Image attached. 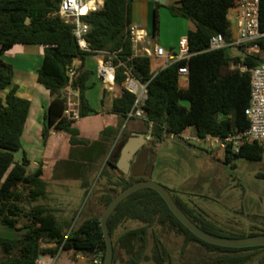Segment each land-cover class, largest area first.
<instances>
[{"label":"trees","instance_id":"obj_1","mask_svg":"<svg viewBox=\"0 0 264 264\" xmlns=\"http://www.w3.org/2000/svg\"><path fill=\"white\" fill-rule=\"evenodd\" d=\"M61 1L0 0V226L25 231L19 238H8L0 232V264H36L41 255L55 254L61 247L85 257L98 254L104 261L106 242L101 217L121 191L140 181L136 178V169L141 159L139 155L129 176L118 170L121 149L131 135L125 137L116 155H110L100 173V179L107 180V187L93 190L91 195L98 196L97 203L85 206L81 211L87 218H82L79 226L74 228L71 220L60 221L42 203L49 196L43 163L28 173L31 161L26 153L21 162L15 161V154L23 150L31 101L17 95V87L13 85V66L3 59L6 52L15 46L39 45L44 48L37 80L49 91L51 102L45 116L42 143L46 147L53 132L64 133L73 149L90 145V141L80 137L77 119H69L65 114V89L70 82L68 70L76 61L81 64L76 68L71 87L79 92L80 119L98 114L87 97L95 74L86 66L89 57L107 53L105 59H111L116 67V85L122 87V93L113 100L110 114L118 116L122 123L128 120L137 99L123 86L126 72L148 84V97L143 107L146 129L142 133L150 136V145H157L167 137H179L189 128H195L200 137L210 134L227 136L246 130L249 120L245 110L251 101V74L234 66L241 64L251 70L264 64V39L259 43L262 53L256 56L234 57L229 48L209 50L210 40L217 34L224 35L231 42L233 30L229 16L238 0H179L178 6L168 7L172 16L187 19L195 25L187 35L191 58L158 73L153 72L150 57L134 53L127 30L132 23V0H106L103 10L83 17L90 26L86 40L91 51L79 47L73 26L66 24L57 14ZM159 8L160 5L156 4L154 37L159 32ZM260 23L264 31V0L260 2ZM184 66L189 69L187 88L179 85L178 70ZM182 99L188 100L190 106L182 105ZM116 135L117 130L113 127L105 128L101 141L94 145L92 152H88L87 163L79 158L71 163L60 162L67 173L82 180L84 189L92 187L88 174L93 171L94 162L108 153ZM141 153L150 160L147 150ZM238 159L261 162L264 160V146L247 144L238 154H225L224 162L231 164ZM258 177L264 179V173ZM173 198L206 233L230 239L244 237L229 234L203 214L194 215L195 211L180 197ZM97 206L103 212H96ZM22 221L24 223L19 227ZM128 221L142 225L122 232L115 239L117 230ZM108 226L114 245L113 264H254L255 258L264 253V246L229 248L201 240L181 223L160 194L151 188L139 190L122 201L109 218ZM170 233L183 238L179 249L168 244L166 238ZM254 235L259 234L251 236ZM42 243L55 247L44 249ZM260 264H264V260H260Z\"/></svg>","mask_w":264,"mask_h":264},{"label":"rangeland","instance_id":"obj_2","mask_svg":"<svg viewBox=\"0 0 264 264\" xmlns=\"http://www.w3.org/2000/svg\"><path fill=\"white\" fill-rule=\"evenodd\" d=\"M136 1L140 2L142 0H132V5ZM167 10L170 11L169 8ZM229 18L232 24L233 36H236L237 28L233 12H230ZM21 48L24 49V46ZM32 48V51L31 48H28L26 54L37 56L33 53V50L37 52V48H40V46L34 45ZM162 48L167 50L163 46ZM229 53L236 55L239 54V51L232 49ZM8 58L10 57L7 56L5 61ZM25 65L27 68L28 61ZM93 78L92 82H97ZM113 92L112 94L116 96L117 92ZM87 97L92 108L98 111L100 103L95 88L89 90ZM145 129L143 118L123 122L116 129L117 138L110 145L107 158L110 155H116L115 153L120 149L125 137L134 132L142 133ZM194 134H196L195 128H189L179 137H167L157 145L147 144L144 146L141 152L147 150L151 158L147 160L144 153L140 154L141 159L136 169V178L140 181H151L162 185L170 192L172 197H180L192 211L194 210V215H205L207 219L218 224L229 234L244 237H250L252 234L264 235V179L258 177L260 173H264V160L251 162L238 159L231 164H225V154L217 147H211L205 142L189 143L183 138ZM41 137L38 140L35 137L28 138L25 136L23 150L15 154V161L17 162L22 161L24 153L27 154L31 161L28 166V173L34 172L43 158L46 162L49 161L51 167H54V160L63 159L61 152L65 149L66 141L62 142L60 136H55L51 139L46 156L43 157L41 153L44 146ZM146 137L149 140L151 139L150 136ZM35 140L37 143H32ZM99 141H101V136ZM95 143H90L84 149L90 152ZM71 151L70 154L73 158L78 150L75 148ZM111 151L113 154L110 153ZM106 159L103 161V165L101 164L102 167L99 165L98 160L94 162L95 167L88 174V178L92 182V187L89 190L82 187V180L76 179L75 175L63 174L66 167L61 164L62 161L56 164L54 168L45 167L49 196L42 203L49 207L60 221L71 220L72 228L79 226L80 220L87 218L84 213L81 214L84 207L97 203L98 196L91 195L92 191H100L107 187V180L100 179V173L106 164ZM148 167L149 169H147ZM95 208L96 212H103L98 206ZM23 223L22 221L19 227ZM141 225V223L135 221L124 223L117 230L115 239L122 232L138 228ZM0 232L8 238H19L25 231L0 226ZM166 239L168 244L175 249H179L183 244V238L173 233H170ZM42 247L44 249L52 248L46 243H42ZM51 255L54 256V254ZM60 255L61 257L56 264H92V256L85 257L82 254L64 250ZM78 255L80 256L77 259ZM260 260H264V253L255 258L254 264H260Z\"/></svg>","mask_w":264,"mask_h":264},{"label":"built area","instance_id":"obj_3","mask_svg":"<svg viewBox=\"0 0 264 264\" xmlns=\"http://www.w3.org/2000/svg\"><path fill=\"white\" fill-rule=\"evenodd\" d=\"M106 0H62L59 6L58 15L66 23L73 26V34L77 39L79 47L84 51H91L86 37L90 31V26L83 17L92 12L101 11L105 7ZM260 2L261 0H238L235 8L236 36L228 42L224 35L217 34L210 40V51L223 49H236L239 51V57L245 55H260L262 53L260 41L264 39V31L260 23ZM128 32L131 35L133 45H137L145 40L147 35L138 25H129ZM152 49H144L142 56L154 57L165 61V68L182 61H189L191 54L189 52L188 38L180 42L177 53L168 54L156 42H152ZM104 52L102 61L97 68L98 78L108 88L113 89L116 85V67L112 64L111 59H105ZM236 57V56H235ZM122 65V64H120ZM242 72L251 74V101L245 110V115L249 120V127L240 132L231 133L227 136L207 135L206 137L194 135L183 137L189 143H208L211 147H217L224 154H238L242 147L247 144L256 143L264 146V64L259 65L251 70L241 64L234 66ZM180 80L189 79V69L187 66L180 67L178 70ZM70 82L65 89L66 111L65 114L69 119L79 117V92L71 87L76 76V67L73 65L68 70ZM127 79L124 87L135 94L137 99L134 109L128 116L130 118H144V105L148 97V84L138 81L131 72H126ZM78 98V100H77ZM49 247H55L53 244H47ZM63 248L53 255H41L36 264H56L60 258ZM78 258V256H77ZM92 264H103L101 256L95 254L92 256Z\"/></svg>","mask_w":264,"mask_h":264},{"label":"crops","instance_id":"obj_4","mask_svg":"<svg viewBox=\"0 0 264 264\" xmlns=\"http://www.w3.org/2000/svg\"><path fill=\"white\" fill-rule=\"evenodd\" d=\"M159 4V32L154 37L153 35V14L155 5ZM179 0H142L136 1L132 5V15L131 20L133 25H138L142 30L143 34L147 35L145 40L137 45H134V53L136 56H142L144 49H152V42H156L160 47H164L168 54L177 53L180 42L183 39H187L188 32L192 30L195 25L184 18L174 17L170 14V11L167 10L170 6H178ZM233 17L235 18L236 11H233ZM235 35V34H234ZM235 37V36H234ZM30 46V47H28ZM34 45H25L24 49L20 47L23 46H15L8 52H6L3 56L5 61L6 57L8 58L5 62L9 63L13 66L14 69V77H13V85L17 87V95L21 98L28 99L31 101V110L28 116V120L26 122V126L24 129L23 140L25 136L28 138L35 137L36 139H40L42 136V130L44 126L45 116L48 110V107L51 102V97L49 91L38 83V69L41 67L43 63L44 57V48L40 46L37 48V52L33 50V53L37 54L31 55L26 54L28 52V48H31ZM39 46V45H38ZM19 48V49H18ZM240 54L232 55L239 56ZM152 61V70L155 73L160 72L165 68V61L163 59H156L154 57H150ZM103 56L98 55L94 57H89L86 61L87 68L94 71L93 78L97 82L90 81L91 89L95 88L97 99L100 103V108L97 111L98 114L91 115L89 117L80 119L77 118V127L80 130V137L90 141V143H95L100 140L101 133L107 127H113L117 129L122 122L119 117L113 114H110V110L112 107V102L115 98L119 97L122 93V87L115 85L113 89H108L102 81L98 78L97 68L99 63L102 61ZM28 61V66L26 68V63ZM20 62V63H19ZM30 62V63H29ZM75 67L80 66V62H74ZM25 65V66H24ZM179 85L181 88H187L189 86V79L183 78L179 81ZM90 89V90H91ZM113 91L117 92L116 96L113 95ZM89 92V91H88ZM87 92V93H88ZM78 100V98H77ZM55 136H60L62 142L66 141L65 149L62 150V158L60 160H54V167L56 164L62 161V163L67 162H75L78 158L81 159L83 163L88 161L89 153L84 147H78V153L71 157L70 152L72 153L71 145L69 144V137L64 133L53 132L49 138L48 144L45 148L43 147L41 156L45 157L46 152L51 143V139L55 138ZM42 138V137H41ZM33 141V140H32ZM42 141V139H41ZM24 142V141H23ZM37 143L35 140L32 143ZM40 143V142H39ZM38 143V146H39ZM96 144V143H95ZM111 147V146H110ZM75 149V148H74ZM82 149V150H81ZM108 153L98 159L99 165H103V161L107 158L110 149L108 148ZM40 152V151H39ZM92 152V150H91ZM112 154V151L110 152ZM110 157V156H109ZM106 159V161L109 159ZM43 163V167L50 168L51 164L46 160L41 161ZM50 165V166H47ZM101 165V167H102ZM51 167V168H54ZM63 174H68L66 171H63ZM47 177L45 171V178ZM80 255H78L79 257ZM61 257V256H60ZM78 259V258H77ZM85 259V258H84Z\"/></svg>","mask_w":264,"mask_h":264},{"label":"water","instance_id":"obj_5","mask_svg":"<svg viewBox=\"0 0 264 264\" xmlns=\"http://www.w3.org/2000/svg\"><path fill=\"white\" fill-rule=\"evenodd\" d=\"M180 103L186 107L190 106V102L186 99H182ZM149 139L145 134L140 132H134L131 134L125 145L122 147L120 157L117 163L118 170L125 176L130 175L132 163L139 151L148 144ZM107 162V161H106ZM151 188L157 191L160 196L164 199L166 204L172 213L187 227L193 234L199 237L201 240L210 244L229 247V248H248V247H259L264 246V235H254L243 238H222L210 235L203 231L198 225H196L179 207L170 192L162 185L151 181H139L121 191L113 201L107 206L101 217V227L106 242V251L104 254L103 264H113L114 260V245L109 232L108 221L117 206L124 201L131 194L145 189Z\"/></svg>","mask_w":264,"mask_h":264},{"label":"flooded vegetation","instance_id":"obj_6","mask_svg":"<svg viewBox=\"0 0 264 264\" xmlns=\"http://www.w3.org/2000/svg\"><path fill=\"white\" fill-rule=\"evenodd\" d=\"M141 150H142V149H141ZM141 150L139 151V153H138V154H137V156L135 157V160H134V162H133V163H135V162H136V159H137V157H139ZM133 163H132V164H133ZM131 169H132V167H131Z\"/></svg>","mask_w":264,"mask_h":264}]
</instances>
